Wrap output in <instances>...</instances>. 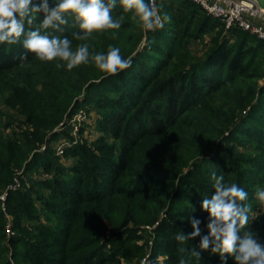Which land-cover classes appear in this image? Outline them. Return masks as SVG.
I'll use <instances>...</instances> for the list:
<instances>
[{"label": "trees", "instance_id": "16d2710c", "mask_svg": "<svg viewBox=\"0 0 264 264\" xmlns=\"http://www.w3.org/2000/svg\"><path fill=\"white\" fill-rule=\"evenodd\" d=\"M161 4L164 26L154 31L142 30L117 0L119 29L77 41L69 15L63 31L52 33L72 39L73 50L87 43L92 55L118 47L132 63L115 76L91 61L69 71L34 54L22 65V44H0V101L9 109H0V126L13 128L0 130V206L17 231L8 246L0 208V264H11L9 253L18 264H130L143 253L137 241L148 245L145 226L153 230V262L162 255L164 264H223L210 249L200 257L183 251H199V236L175 240L193 231V217L207 234L201 203L215 193L212 172L247 191L257 210L254 194L264 189V40L226 30L190 0ZM42 18L38 13L26 30ZM191 42L203 43L201 55ZM80 108L97 113L100 135L64 149L71 163L62 165L50 142L69 137L67 125ZM39 167L50 176L29 183L19 173ZM17 179L21 186L12 190ZM39 212L48 223L35 222ZM255 216L245 230L264 244V213Z\"/></svg>", "mask_w": 264, "mask_h": 264}, {"label": "clouds", "instance_id": "9594fccd", "mask_svg": "<svg viewBox=\"0 0 264 264\" xmlns=\"http://www.w3.org/2000/svg\"><path fill=\"white\" fill-rule=\"evenodd\" d=\"M119 4L124 13H132L131 18L142 30L163 28L156 0H119ZM116 6L117 0H53L52 5L49 0H41L38 4L34 0H0V44H22L25 51L18 57L22 65L29 54H34L40 61H60L56 67H66L69 71L91 61L99 71L115 76L132 63L131 57L121 56L118 47L109 46L106 53L92 55L87 43L73 50L72 39L52 33L63 31L61 26L69 23V15L73 26L79 29L72 33L77 41L88 40L94 32L119 29L121 21L112 16ZM38 13H42L43 18L26 30L25 24L32 26ZM211 179L215 193L201 203L202 210L209 214L207 234L201 235V220L193 217L190 219L193 231H181L175 235V240L183 244L199 236V251L196 247L183 249L193 257H200L202 251L210 249L211 253L219 255L223 264L229 257L235 264H264V244L259 242L256 233L245 230L250 220L257 219V216L250 215L253 209L247 202L249 193L236 183H226L224 176H217L215 172H212ZM254 198L258 212L264 213V189L258 188ZM180 264L185 261L181 260Z\"/></svg>", "mask_w": 264, "mask_h": 264}, {"label": "rangeland", "instance_id": "374dc122", "mask_svg": "<svg viewBox=\"0 0 264 264\" xmlns=\"http://www.w3.org/2000/svg\"><path fill=\"white\" fill-rule=\"evenodd\" d=\"M163 2H166V0H158L157 3V9L158 12L161 16V18L163 19V12H162V4ZM209 40V35H205L203 38V43L207 42ZM201 42H191L190 43V48L197 54V55H201L203 53L204 50V45ZM143 42H141L140 44V48H142ZM0 109H2L3 111H9V109H7L5 107V105L2 104V102L0 101ZM98 119V115L97 113L93 110V109H86V108H80L76 114L73 116V118L70 121V124L67 125V128H69V137L68 136H59L56 139H54L53 141L50 142V146H52L53 149H55L56 154L59 156V160L57 162L61 163L62 165H68L71 163V159L70 157H65L63 151L64 149L68 148L69 146L73 145V144H87V145H91L92 141H94L99 135V131L97 130L96 127V122ZM19 120H22L21 117L17 118V123L19 122ZM21 122V121H20ZM22 128H25V125H22ZM11 129H13L12 127H8L6 129H4L3 127L0 126V130L2 132H4V134H9L11 132ZM17 131V130H16ZM45 145H42L40 147L41 150H44ZM19 173H22V178L24 181H27L30 183V181L28 180H32V181H36L38 179H42V178H46L49 177L50 175H48L44 169L42 168H37V169H32V171L25 173L24 171H19ZM24 182L23 183V188L28 187L29 183ZM21 181H19L17 179V181H15L14 184H17L15 186V188L12 187L13 189H17L21 186ZM20 184V186H19ZM19 186V187H18ZM3 196L4 199H0V202L5 200V196L2 194L0 195V197ZM1 211L3 213V234H4V242L8 245L9 243L6 242L7 238L17 234V231H15L13 229V224H14V218L13 216L7 212L5 205H4V209H2V206H0ZM257 210L253 209V212L251 213V215H256L257 214ZM35 222H41V223H48V221L46 220V218L44 217V215L42 213L39 212V220L35 221ZM147 232L149 233V235L147 236V240H148V245H145L143 243V241H137V244L142 246V250L143 253L137 257H134L133 262H131L130 264H164V260L165 257L162 255H158L156 258V261H152L151 260V253H150V246L152 243V239H153V230L152 227L150 226H145ZM147 235V233H146ZM11 247V246H10ZM9 252H11L9 250ZM8 258L10 260L11 264H18V261L14 258L11 257L10 253L8 255ZM120 262L122 264H128L127 262H125L123 259H120Z\"/></svg>", "mask_w": 264, "mask_h": 264}, {"label": "built area", "instance_id": "2783aa9c", "mask_svg": "<svg viewBox=\"0 0 264 264\" xmlns=\"http://www.w3.org/2000/svg\"><path fill=\"white\" fill-rule=\"evenodd\" d=\"M190 1L199 5L207 15L220 20L226 30L236 27L264 40V7L257 0ZM157 3L158 0L156 5ZM16 185H10L9 188H15ZM0 199L4 197L1 196ZM1 206L5 210L4 205Z\"/></svg>", "mask_w": 264, "mask_h": 264}, {"label": "water", "instance_id": "95a60500", "mask_svg": "<svg viewBox=\"0 0 264 264\" xmlns=\"http://www.w3.org/2000/svg\"><path fill=\"white\" fill-rule=\"evenodd\" d=\"M261 6L264 7V0H257Z\"/></svg>", "mask_w": 264, "mask_h": 264}]
</instances>
